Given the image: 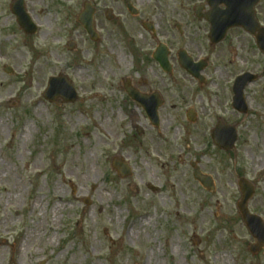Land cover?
<instances>
[{
  "label": "rangeland",
  "instance_id": "1",
  "mask_svg": "<svg viewBox=\"0 0 264 264\" xmlns=\"http://www.w3.org/2000/svg\"><path fill=\"white\" fill-rule=\"evenodd\" d=\"M25 1L40 21L33 36L17 26L13 0H0V74L9 81L0 86V264H264V249L248 248L255 239L237 206L244 177L256 186L249 210L264 219V53L252 37L239 49L233 40L235 67L258 75L245 89L247 113L234 111L229 97L220 105L205 97L191 103L170 86L153 126L124 90L125 79L140 74L114 24L103 18L104 45L95 51L77 21L84 0ZM162 1L173 38L195 0ZM71 29L72 52L63 47ZM62 73L74 83L75 102L44 97L49 77ZM223 87L227 97L226 80ZM7 94L13 98L5 101ZM191 104L195 122L184 114ZM218 115L237 128L232 151L212 142ZM120 158L130 168L125 177L112 164ZM196 169L213 177L214 190L194 178ZM40 217H48L47 227Z\"/></svg>",
  "mask_w": 264,
  "mask_h": 264
},
{
  "label": "flooded vegetation",
  "instance_id": "2",
  "mask_svg": "<svg viewBox=\"0 0 264 264\" xmlns=\"http://www.w3.org/2000/svg\"><path fill=\"white\" fill-rule=\"evenodd\" d=\"M165 5L167 3L162 0H149L148 3H139V0H112V5L107 6L103 0H99V2L94 0L88 5V8L93 10L92 22L81 23L78 21V23L86 35V42L95 51L104 45V20L109 24H114L119 34L123 37L124 45L129 49L132 59L131 64L135 74H140L138 78L130 77L125 79L124 90L127 92L126 85H128L136 95L149 96V117L155 115L160 117L162 110L168 105L169 92L173 88L181 95V99L185 100L188 98L191 103H194L197 98L200 100L205 97L210 102L220 105L219 102L221 100L229 97L230 107L234 111L239 112L234 107V82L237 77L250 72V70L238 69L235 67L234 60L239 56L238 49L240 47L245 48L251 37L253 46L258 49L254 36L249 32L250 29L248 30L241 26L230 27L222 41L213 43L209 39L211 23L207 19V17L209 18L213 15V7L208 0H195L193 7L187 9V11L192 10V14L188 17V23L175 22L173 30L177 32V35L174 33L172 35L173 38H170L171 31L168 28V20L163 15L165 14L163 9ZM183 5L182 3L181 8L185 10L182 7ZM262 6L263 0L256 5L255 12L259 23L264 26V21L260 17ZM82 7L81 11L84 9L83 5ZM224 8L225 5L221 4L220 9ZM28 12L38 25V33L41 27L38 23L40 21L30 10ZM257 29H259V26ZM22 32L25 33L23 30ZM70 32L69 38L63 41V47L68 48V50V45L71 41H73L75 49L77 47L72 36L73 30L71 29ZM134 32L135 34L143 35V40L138 44L132 36ZM236 32H238L237 34L240 32L246 38L232 37V35H236ZM175 36L178 37L175 38ZM187 36L189 39L186 41L185 38ZM233 40H236L238 49L233 45ZM53 41L57 44L59 37H53ZM161 43L165 44L169 50L168 62L165 65H162L155 58L156 50ZM174 43L179 44L176 51ZM107 50L109 51L108 48ZM69 51L72 52V50ZM229 54L231 57L228 56ZM191 67L194 70L199 68L200 74H191L186 69ZM176 72L180 73L182 79H185L187 83H180L181 79L174 77ZM225 80L229 84L227 97H225L223 92ZM210 85L216 87V90L210 89ZM170 86L173 88L171 89ZM171 105L175 106L174 104ZM142 110L145 113L143 108ZM184 114L189 122H195L199 117V111L194 104L186 108ZM189 116L193 118V121L189 119ZM221 118L222 116L218 115L214 124L216 125ZM224 121L227 122L226 120ZM149 122L151 123L150 118ZM151 125L153 124L151 123Z\"/></svg>",
  "mask_w": 264,
  "mask_h": 264
},
{
  "label": "water",
  "instance_id": "3",
  "mask_svg": "<svg viewBox=\"0 0 264 264\" xmlns=\"http://www.w3.org/2000/svg\"><path fill=\"white\" fill-rule=\"evenodd\" d=\"M214 6L215 18L213 19V28H212V40L218 42L224 37L223 34H219L220 26L226 25L224 29H227L230 25H246V27H255L257 28V21L255 19L254 6L258 3L259 0H209ZM220 3L226 5L225 11L221 12L218 9ZM14 6V11L17 13L18 21L21 26L25 27L27 31L32 32L30 27L33 26V22L30 17L27 15L24 7L23 0H16ZM87 8V17L89 21L92 18V9ZM222 13V15H221ZM211 20V19H210ZM212 21V20H211ZM248 25V26H247ZM223 29V28H222ZM258 43L262 49H264V31L257 36ZM164 59L160 60L163 64L167 61V53L163 51ZM166 56V57H165ZM250 74H245L237 79L235 90V105L239 109H246L243 99V89L245 85L252 79ZM130 93H132L130 91ZM62 96L65 101L76 100L77 93L74 89L73 84L67 79V77L61 74L58 77H51L49 81V87L45 92V97L49 100H55L58 97ZM147 109L149 113V98H139ZM153 119L158 120V116H153ZM214 142L228 150L232 149L235 146L237 140V130L236 128H215L213 131ZM114 166L118 168L122 175H127L129 169H124L123 163L116 161ZM195 177L203 182V184L209 188L213 187V181L211 176L203 174L201 171L195 173ZM240 186L243 193L241 201L238 203L239 209L243 215L245 222L247 223L249 229L253 235L258 239L256 243L249 245L250 250L253 253L259 252L264 247V222L261 217L258 215L251 214L248 209V201L253 196L255 189L254 186L247 181L245 178L240 180ZM195 243H199L200 239L196 236Z\"/></svg>",
  "mask_w": 264,
  "mask_h": 264
},
{
  "label": "bare ground",
  "instance_id": "4",
  "mask_svg": "<svg viewBox=\"0 0 264 264\" xmlns=\"http://www.w3.org/2000/svg\"><path fill=\"white\" fill-rule=\"evenodd\" d=\"M8 83H9V81L8 80H6L5 79V77L3 76V75H1L0 74V86L2 87V88H8ZM9 88H12L13 89V86L11 85ZM5 97H6V99H5V101H7V100H11L13 97H11V95H9V94H7V95H5ZM82 168H84L87 172H89L90 171V169L89 168H87V167H82ZM101 193H102V190H101ZM56 198H58V196H56ZM38 201H40V200H38ZM218 203H220L219 205H221V202H220V199L217 201ZM56 210L58 209V207L57 206H55L54 207ZM205 212L206 211H204L203 212V215H205ZM46 219V220H45ZM45 219H42L41 217H40V220H39V225L42 227V228H45V227H47L46 226V224H47V221H48V217H46ZM42 220H45V222L43 223V221ZM156 220V216L155 217H148V218H146V221H147V223L148 224H150L151 222H153V221H155ZM2 254L3 253H0V259L2 258Z\"/></svg>",
  "mask_w": 264,
  "mask_h": 264
}]
</instances>
